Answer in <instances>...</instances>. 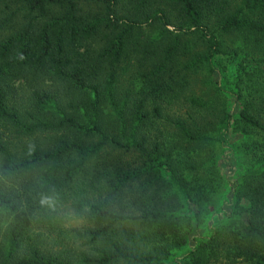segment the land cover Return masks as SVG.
<instances>
[{
    "label": "trees",
    "instance_id": "trees-1",
    "mask_svg": "<svg viewBox=\"0 0 264 264\" xmlns=\"http://www.w3.org/2000/svg\"><path fill=\"white\" fill-rule=\"evenodd\" d=\"M255 136L264 0H0V264H264Z\"/></svg>",
    "mask_w": 264,
    "mask_h": 264
},
{
    "label": "rangeland",
    "instance_id": "rangeland-1",
    "mask_svg": "<svg viewBox=\"0 0 264 264\" xmlns=\"http://www.w3.org/2000/svg\"><path fill=\"white\" fill-rule=\"evenodd\" d=\"M227 43L229 44L230 47H233L236 45V40L233 39V37L228 38ZM224 63H228V62H224ZM231 64V63H230ZM234 72V67L233 65H230V68L228 69V74L232 75V73ZM15 87H18V97H21V99H24L28 96V94L30 93V91L32 90L33 87H37V80H33V79H26V80H21L15 83ZM46 87V86H44ZM152 131H154L155 133L165 136L166 137V141H168L169 145L171 147H173L176 143V138L178 139L177 135L174 133V131L171 129V127L169 126L168 122H164L162 120L160 121H156L154 123V125L152 126ZM238 138H240L237 135L231 136L230 137V141L231 145L233 147V141H236ZM254 140L258 141L259 143H264V137L261 136H255ZM250 143V141H249ZM260 151V155H262V150ZM235 153L233 151V153H228V157L232 156L230 161H228V163L230 164V171L228 170L227 173L228 174H232V176H230L229 180L231 181V183H233L234 181H236L237 179H240V183L242 185H244L245 183V178L246 177H242V174L245 172V166L247 164L246 161H241V156L240 158L237 156H234ZM259 155V156H260ZM233 207V204H230V206L228 207V211L231 212Z\"/></svg>",
    "mask_w": 264,
    "mask_h": 264
}]
</instances>
